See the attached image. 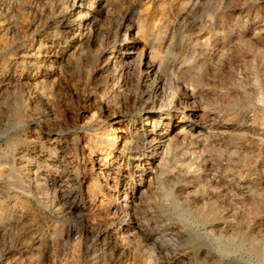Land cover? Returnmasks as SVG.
I'll return each mask as SVG.
<instances>
[{
  "label": "rangeland",
  "instance_id": "1",
  "mask_svg": "<svg viewBox=\"0 0 264 264\" xmlns=\"http://www.w3.org/2000/svg\"><path fill=\"white\" fill-rule=\"evenodd\" d=\"M263 193L264 0H0V264H217Z\"/></svg>",
  "mask_w": 264,
  "mask_h": 264
},
{
  "label": "bare ground",
  "instance_id": "2",
  "mask_svg": "<svg viewBox=\"0 0 264 264\" xmlns=\"http://www.w3.org/2000/svg\"><path fill=\"white\" fill-rule=\"evenodd\" d=\"M134 27H136V25ZM134 33H135V31H134ZM131 52L132 53H136V57H137V60H138V72H140L141 74H143V77L145 78V83H146L145 84V87L146 88L144 90L146 92V95L148 97V100L147 101L145 100L144 103H143V105H145V108L149 112H151V110H154V108L151 105L152 103H150V99L155 100L158 103L157 104L158 113L156 115H152L151 116V117H153L155 119L152 122L151 126H152V128H155L156 126H159V124H160L159 121L161 120V119L160 120H157V119L160 118L162 115H164V113H162V111H166V109H165V107H166V101H172V99H173V98H171V91L172 90H170V88L172 87L171 84H173V83H172L171 80L167 79L165 76L159 75L160 73L158 74V71H157L158 68L155 66L156 63L155 64L152 63V61L150 60L151 59V56L150 55H147L146 58H145V60L142 59L143 58V55H142V58L141 59H138V53L139 52H138L137 46H134V45H132L131 47L127 46L125 48V53H131ZM124 63H125V69H127V72H129L130 69H131L130 68L131 66H128L129 63H126L125 60H124ZM155 101H153V102H155ZM176 108H178V107H176ZM191 112H188V117L189 116L194 117V113H191ZM150 115H151V113H150ZM146 120L147 119H145V120L142 121V126H146V124H144L145 123L144 121H146ZM184 133H186V132H184ZM158 135L159 134H157V136H152V137L150 136V138H148V142H147V147H150L151 148V150L154 152V155H156V153L159 152V149L162 148L159 145L158 141H157ZM162 135H163V133H162ZM164 135H165V133H164ZM108 144H110L112 146V145L115 144V141H110ZM170 145H169V147L171 148ZM166 149H167V147H166ZM166 149L165 148L162 149V151H161L162 154L161 153L160 154L161 155L166 154L167 153ZM156 158L158 159L159 157H156ZM161 161H163V160H161ZM155 166L158 167V165H155Z\"/></svg>",
  "mask_w": 264,
  "mask_h": 264
},
{
  "label": "clouds",
  "instance_id": "3",
  "mask_svg": "<svg viewBox=\"0 0 264 264\" xmlns=\"http://www.w3.org/2000/svg\"><path fill=\"white\" fill-rule=\"evenodd\" d=\"M185 223L195 234L199 225L192 220ZM205 239L218 257L217 264H264V239L215 233H206Z\"/></svg>",
  "mask_w": 264,
  "mask_h": 264
}]
</instances>
